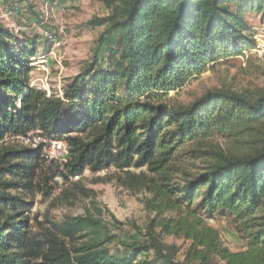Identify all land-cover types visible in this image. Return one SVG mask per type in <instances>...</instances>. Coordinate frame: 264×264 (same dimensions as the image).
I'll use <instances>...</instances> for the list:
<instances>
[{
    "label": "trees",
    "instance_id": "trees-1",
    "mask_svg": "<svg viewBox=\"0 0 264 264\" xmlns=\"http://www.w3.org/2000/svg\"><path fill=\"white\" fill-rule=\"evenodd\" d=\"M27 3L28 10L54 0ZM108 11L98 55L66 79L62 96L29 86V57L61 36L29 37L0 16V264H264V91L215 88L189 103L165 99L192 77L256 47L247 14L264 0H99ZM1 15V11H0ZM263 24V23H262ZM37 133L66 144L65 162L44 145L7 146ZM115 170L142 193L149 216L137 240L123 223L91 203L83 214L39 218L23 198L36 186ZM139 170V172L133 171ZM67 190L63 191V195ZM234 223L244 250L225 247L207 220ZM165 237L183 240L180 248Z\"/></svg>",
    "mask_w": 264,
    "mask_h": 264
},
{
    "label": "rangeland",
    "instance_id": "rangeland-1",
    "mask_svg": "<svg viewBox=\"0 0 264 264\" xmlns=\"http://www.w3.org/2000/svg\"><path fill=\"white\" fill-rule=\"evenodd\" d=\"M54 1L47 5L37 3L32 12L28 10L25 2H12L7 8H0L2 14H8L10 6L17 7L20 11L0 16L8 29L17 33L24 32L29 37L43 36L46 30L55 33L58 28H62L61 34L55 33L62 40L57 49L60 65L51 60L47 64L32 67L30 73L31 79L37 80L39 86L48 87L51 93L57 94L59 90L63 91L68 77L80 72L98 55V37L103 28L92 29L87 22L93 17L105 15L108 11L101 6L99 0ZM247 21L256 31V49L245 56L220 62L214 69L192 77L180 92H171L165 100L171 103H189L215 88H228L236 92L264 91V12L247 14ZM36 44L37 50L42 53L43 40ZM4 143L12 147L21 144L16 138H7ZM43 152L50 154V145L44 147ZM133 171L139 172L136 169ZM120 177L123 178V175L113 169L99 173L86 169L82 176L75 179H53L50 182L53 190L49 195H45L36 186L29 194L20 195L32 202L33 214L39 218L47 216L54 220L81 215L91 207L92 202H96L123 223L118 232L125 239L137 240L139 235L135 227L144 228L150 215L142 203L144 194L133 193L124 188L118 179ZM64 190H67L65 195ZM207 223L217 229L225 247L230 251L244 250L245 241L231 220L215 216L207 220ZM164 241L180 248L177 259L182 260L187 244L173 237H165Z\"/></svg>",
    "mask_w": 264,
    "mask_h": 264
},
{
    "label": "built area",
    "instance_id": "built-area-1",
    "mask_svg": "<svg viewBox=\"0 0 264 264\" xmlns=\"http://www.w3.org/2000/svg\"><path fill=\"white\" fill-rule=\"evenodd\" d=\"M9 10L10 11L8 12V14H4V15L2 14V11H1L2 16H7L10 14L16 13L17 11H20L17 7H12V6L9 7ZM62 31H63L62 28H58L55 33L61 34ZM50 34L51 33L47 30L43 33V35L47 37L48 36L50 37L51 36ZM61 41L62 40L55 41L48 52L46 53L40 52L34 56L29 57L30 67L32 68L36 65H44V64H47L48 61H51V60L55 61L58 65H60V57L58 56L57 49L60 47ZM256 47H257V44H256ZM29 86L35 89L43 90L46 93V96H50L51 94H54V93H51L50 88L45 87V86H42V87L39 86L37 84V80L35 79L30 78ZM55 95L62 96V91L59 90V92ZM17 139L19 140L21 144L25 146L35 147L41 143L44 145V147L50 145L51 152L50 154H46V155L50 159L56 160L58 162H65V157L67 155V148H66V144L63 141H48L46 138L39 136L37 133H31L27 136L18 137Z\"/></svg>",
    "mask_w": 264,
    "mask_h": 264
},
{
    "label": "crops",
    "instance_id": "crops-1",
    "mask_svg": "<svg viewBox=\"0 0 264 264\" xmlns=\"http://www.w3.org/2000/svg\"><path fill=\"white\" fill-rule=\"evenodd\" d=\"M62 1V0H61Z\"/></svg>",
    "mask_w": 264,
    "mask_h": 264
}]
</instances>
